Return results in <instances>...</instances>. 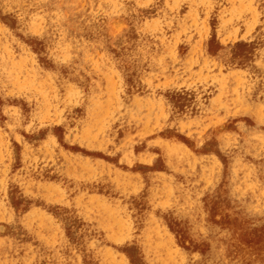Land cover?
<instances>
[{"label":"rangeland","instance_id":"1","mask_svg":"<svg viewBox=\"0 0 264 264\" xmlns=\"http://www.w3.org/2000/svg\"><path fill=\"white\" fill-rule=\"evenodd\" d=\"M0 204L18 264H264V0H0Z\"/></svg>","mask_w":264,"mask_h":264},{"label":"bare ground","instance_id":"2","mask_svg":"<svg viewBox=\"0 0 264 264\" xmlns=\"http://www.w3.org/2000/svg\"><path fill=\"white\" fill-rule=\"evenodd\" d=\"M48 189L49 188H46L43 191H46ZM50 189H52L51 192L59 191L55 187H51ZM43 194H44L43 197L48 199V194H51V193L49 192V193H43ZM2 210H3L2 205L0 204V213L2 212ZM4 210L6 211L5 213L6 215L4 218L6 220L14 221L13 223H15L17 216L14 210L13 209H4ZM35 213L38 214L40 218H42V215H40L37 212ZM41 223H42L41 226H38L37 229H34V233L36 234L38 238H40V241L44 245L54 243L59 237L57 234L58 229L56 228V226L55 227L53 226L50 220H45ZM15 236H16V232L12 233L11 235L12 239H14ZM247 242L249 243L250 241L247 240ZM27 249H28L27 253L29 255H26L24 264H35L36 262L39 261V259H41L42 253L40 251L30 250L29 247H27ZM15 256H16V246L14 245V243L11 240H5L0 237L1 264H18L17 260L15 259Z\"/></svg>","mask_w":264,"mask_h":264}]
</instances>
